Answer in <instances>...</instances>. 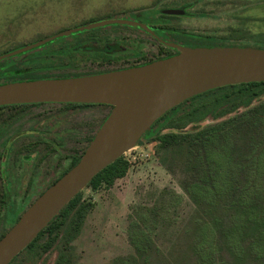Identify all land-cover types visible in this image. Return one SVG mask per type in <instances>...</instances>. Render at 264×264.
Masks as SVG:
<instances>
[{"label": "rangeland", "instance_id": "1", "mask_svg": "<svg viewBox=\"0 0 264 264\" xmlns=\"http://www.w3.org/2000/svg\"><path fill=\"white\" fill-rule=\"evenodd\" d=\"M108 19L146 24L155 36L134 25L114 23L95 27L99 28V36L109 38L111 48L123 54L117 61L102 63L97 59L88 61L77 56L71 67L40 74L49 77L81 76L138 62H152L162 59L159 48H162V44L166 46L163 42L198 47L183 44L179 37L181 32L212 37V41L203 42L202 47H257L259 42L256 37L264 36V0H0V55L16 50L23 44H34L60 32ZM95 28L91 29L97 30ZM91 29L63 36L68 37L63 38V41L79 37ZM38 47L32 49L39 51ZM131 52H134L132 56ZM22 53L2 60L22 61L27 55ZM121 57L129 59L122 61ZM110 109L102 104L77 106L67 109L60 118L49 117L50 114L54 115V111L63 110L58 104H47L30 110L52 111L46 116L47 123L60 119L59 125H69L76 133L86 134L84 144L68 141V147H74V150H69L72 156L74 152L85 150L88 137L94 135ZM211 121L206 119L198 126ZM156 129L166 131L160 126ZM152 131L154 133L155 128ZM63 151L68 152L65 149ZM122 156L129 163L122 178L116 179L110 187L92 189L87 186L81 191L82 200L90 202L92 207L79 235L72 242L73 264H112L118 257L133 254L127 236L129 215L141 205H158L159 214L171 225L168 232L156 240L159 249L167 252L197 209L193 199L188 197L186 188L193 185V171L198 168L186 158L170 159L149 132H143ZM262 158L264 160V152ZM261 167H264V163ZM42 190L41 187L28 190L19 188L14 195L10 189H4V206L0 204V234L15 223L14 213L18 205L13 200H19L25 193V197L34 201ZM164 190L168 193L165 191L163 194ZM28 206L23 205L24 209ZM55 256L56 250L53 249L44 253L36 264H51ZM12 264L34 263L27 260L23 253Z\"/></svg>", "mask_w": 264, "mask_h": 264}, {"label": "trees", "instance_id": "2", "mask_svg": "<svg viewBox=\"0 0 264 264\" xmlns=\"http://www.w3.org/2000/svg\"><path fill=\"white\" fill-rule=\"evenodd\" d=\"M95 29L79 37L96 39L100 45L96 51L99 56L114 53L106 48L109 38L99 36V28ZM179 37L183 44L193 46L212 41L210 36L184 32ZM256 41L259 42L257 47L264 48V36H257ZM64 48L63 54L71 62L79 48L74 47L73 41ZM49 50L51 48L46 46L39 51H28L19 62L0 61V83L50 78L40 73L59 68L65 58L62 53L52 55ZM177 52L163 44L159 48L161 58ZM70 76L79 75L58 77ZM239 109L242 110L237 112ZM206 119L212 121L198 126ZM159 126L166 131L160 132L156 129ZM151 127L149 134L170 159L186 158L198 168L193 171V185L186 188L197 209L175 237L171 248L164 252L156 240L163 237L171 225L159 214L158 205L138 206L129 215L127 230L133 254L118 257L112 264H264V167H261L264 163V82L208 90L172 107ZM92 137H88V143ZM83 152L72 158L64 173L78 162ZM128 167V161L120 156L94 176L88 186L92 189L110 187L126 174ZM22 207L23 212L25 207ZM91 207L90 202L82 200L80 191L9 264L23 253L36 264L44 253L53 249L56 256L51 264H73L72 242L79 235ZM4 234L1 233L0 238Z\"/></svg>", "mask_w": 264, "mask_h": 264}, {"label": "water", "instance_id": "3", "mask_svg": "<svg viewBox=\"0 0 264 264\" xmlns=\"http://www.w3.org/2000/svg\"><path fill=\"white\" fill-rule=\"evenodd\" d=\"M114 23L138 26L155 36L140 22L100 20L4 53L0 60L58 37ZM163 43L178 53L96 74L0 84V106L55 102L111 107L78 162L37 196L0 238V264H9L94 176L122 156L143 132H150L151 125L166 111L211 89L264 82V48Z\"/></svg>", "mask_w": 264, "mask_h": 264}, {"label": "flooded vegetation", "instance_id": "4", "mask_svg": "<svg viewBox=\"0 0 264 264\" xmlns=\"http://www.w3.org/2000/svg\"><path fill=\"white\" fill-rule=\"evenodd\" d=\"M63 38L64 37H58L48 43H45L44 45L39 46L38 48L41 50L47 46L51 48V50H49L51 52L49 53L52 55L59 53L63 54L65 49L64 45L73 41L74 47L79 49L77 52L73 53L74 56L72 61L75 57L82 56L84 60L88 61L97 59L102 63H113L114 61H117L118 57L123 55L121 51L114 50L108 44L106 48L109 49L108 51L114 50V53L111 52L107 53V56H99V53L96 52L98 51L97 47L99 45L96 39L88 38V41L86 37H72V40L69 39L65 42L63 41ZM28 44L31 43L23 44L18 48ZM60 44L63 46H60ZM59 48H62V50H59ZM29 51H35V49H31ZM63 56L65 58V62H63L59 68H53L48 71L61 70L63 67L68 68L73 66L72 61L70 62L64 54ZM134 56L137 57L136 55ZM127 59L129 58H120L122 61ZM146 63L149 62H138L116 69L139 66ZM50 78L61 77L55 76ZM47 104H58L62 107V111H54V115L50 114L49 116H57L58 118L64 115L67 109L76 107L68 106L67 104L70 103L55 102L0 106V204H3V206L5 188L13 191L15 195V190L19 188L28 190L41 187L43 190L38 194L39 196L53 182L62 176L64 171L69 167L72 158L75 157L77 153H80V151L77 153L74 152L72 156H70L69 150H74V147H68V141H76L79 144L85 143L86 134L84 132L76 133L75 129L69 125H59L58 123L60 119H55L53 122L47 123L46 120L48 117L46 116L52 111L33 112L30 110L31 108ZM64 149L68 152L64 153ZM13 202L18 205L17 209L20 213V211L22 212L20 207L22 205H30L33 202V199L30 201L27 196L25 197L24 193L19 200L14 199ZM18 212L17 210L15 211V217H17V215L20 216L21 213L18 214Z\"/></svg>", "mask_w": 264, "mask_h": 264}]
</instances>
